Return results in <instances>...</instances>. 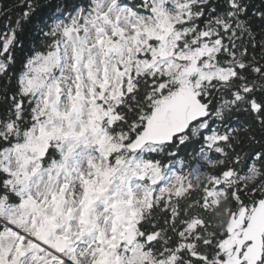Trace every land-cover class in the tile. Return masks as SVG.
Wrapping results in <instances>:
<instances>
[{
	"label": "snow or ice",
	"instance_id": "snow-or-ice-1",
	"mask_svg": "<svg viewBox=\"0 0 264 264\" xmlns=\"http://www.w3.org/2000/svg\"><path fill=\"white\" fill-rule=\"evenodd\" d=\"M14 8L0 264H264V0Z\"/></svg>",
	"mask_w": 264,
	"mask_h": 264
},
{
	"label": "trees",
	"instance_id": "trees-1",
	"mask_svg": "<svg viewBox=\"0 0 264 264\" xmlns=\"http://www.w3.org/2000/svg\"><path fill=\"white\" fill-rule=\"evenodd\" d=\"M0 2H2L5 6V10L8 11V15H11L12 18H15V11H17V9L14 8V5L16 3V0H0ZM7 16L5 15H0V29H2L4 27L5 21L7 20ZM22 55V54H18Z\"/></svg>",
	"mask_w": 264,
	"mask_h": 264
}]
</instances>
